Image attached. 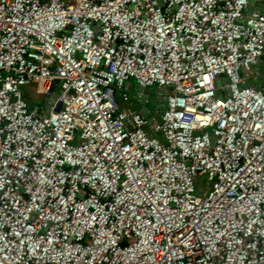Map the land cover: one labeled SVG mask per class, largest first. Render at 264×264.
Listing matches in <instances>:
<instances>
[{
  "label": "built area",
  "instance_id": "built-area-1",
  "mask_svg": "<svg viewBox=\"0 0 264 264\" xmlns=\"http://www.w3.org/2000/svg\"><path fill=\"white\" fill-rule=\"evenodd\" d=\"M0 264H264V0H0Z\"/></svg>",
  "mask_w": 264,
  "mask_h": 264
},
{
  "label": "rangeland",
  "instance_id": "rangeland-1",
  "mask_svg": "<svg viewBox=\"0 0 264 264\" xmlns=\"http://www.w3.org/2000/svg\"><path fill=\"white\" fill-rule=\"evenodd\" d=\"M33 87L34 86H24L23 89H24L26 96L31 98L33 103H35L37 101H41L43 97L41 95L35 94ZM131 90L134 92V89L131 88ZM156 90H157V86L154 85V86L146 88L145 91L150 95L151 99H155ZM128 104H131V103L129 102ZM197 184H198V190L204 189L206 187V177L199 176L197 178Z\"/></svg>",
  "mask_w": 264,
  "mask_h": 264
},
{
  "label": "trees",
  "instance_id": "trees-1",
  "mask_svg": "<svg viewBox=\"0 0 264 264\" xmlns=\"http://www.w3.org/2000/svg\"><path fill=\"white\" fill-rule=\"evenodd\" d=\"M28 99H29L30 103H33V101H32V99H31V98H29V97H28Z\"/></svg>",
  "mask_w": 264,
  "mask_h": 264
}]
</instances>
